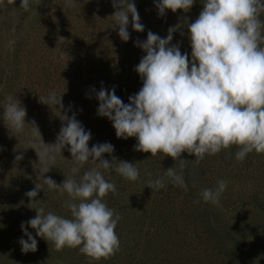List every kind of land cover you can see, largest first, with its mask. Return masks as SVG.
Here are the masks:
<instances>
[{
  "label": "clouds",
  "instance_id": "9594fccd",
  "mask_svg": "<svg viewBox=\"0 0 264 264\" xmlns=\"http://www.w3.org/2000/svg\"><path fill=\"white\" fill-rule=\"evenodd\" d=\"M40 0H36L39 4ZM15 0H7L13 5ZM194 0H158V14L166 10L187 12ZM5 0H0L3 7ZM75 6V0H65L64 8ZM32 0H21L20 8L26 13L31 10ZM116 10L112 17L113 26H118V36L128 41L129 14L132 29L144 30L135 4L129 0H113ZM264 0H204L203 10L198 18L188 24L191 44V59L181 54L178 45L168 46L173 33L181 25L168 29L161 38L151 31L143 42H136L146 55L134 69L143 81L138 93L129 97L125 104L111 91L101 88L96 94L99 101L97 114L112 122L117 138L135 137L134 150L171 157L177 167H169L162 176L149 180L147 187L158 191L171 183L187 191L183 172L190 162L181 159L182 153L194 155L192 163L199 164L205 154L215 155L221 150L237 146L235 159L242 162L247 154L255 151L264 153ZM48 106L63 108L61 95L55 92L39 97ZM26 109L21 102L9 95L3 107V120L11 133L26 134ZM66 123L60 128L54 144L42 141L37 127L31 129L28 146L35 150L38 163L33 167L39 174L48 173L61 157L67 145L71 154L70 175L57 185L50 177L44 178V185L50 190L67 194L64 202L71 218L53 212L45 213L44 207L36 210V216L21 224L27 240L20 239L22 252H35L37 240L25 230V223L35 229L36 235L52 242L55 250L65 247L79 248L86 256L99 260L114 255L120 247L115 228L120 219L114 210L104 202L109 193L116 192L114 183L105 179V173L114 170L127 181L139 178V169L127 161L116 162L103 159L104 154L114 151L110 143L95 144L91 148L90 131L72 117L60 115ZM62 158V157H61ZM91 158V159H90ZM17 161L22 155L15 157ZM98 161V163H97ZM116 162L113 164V162ZM92 167L76 175L85 164ZM179 169V170H177ZM227 187L224 180L217 181L213 190L201 192L205 203L219 204ZM43 190L35 187L25 195L32 200ZM198 202V201H197ZM32 202L30 204H34ZM29 204V205H30Z\"/></svg>",
  "mask_w": 264,
  "mask_h": 264
},
{
  "label": "trees",
  "instance_id": "16d2710c",
  "mask_svg": "<svg viewBox=\"0 0 264 264\" xmlns=\"http://www.w3.org/2000/svg\"><path fill=\"white\" fill-rule=\"evenodd\" d=\"M129 2L135 4L144 30L136 32L132 29L129 14L127 26L129 39L126 42L118 36V26L112 25L114 21L111 16L118 10L113 7V0H75V6L70 9L64 8L65 0H40L39 4H36V0H32L31 10L27 13L20 8L21 0H15L13 5H8L5 0L4 6L0 7V51L3 49V44H8L10 48L9 53H7L8 48L4 49L2 59L0 58L2 61L0 67V235L3 239L11 236L8 241L12 244L11 247L17 248L20 239L27 240L21 224L34 218L36 211L27 214L26 211L19 209L18 203L28 198L25 193L32 190L35 184L43 186V190H39L33 199H39L45 213L53 212L65 217L61 211L55 210V206L64 203L68 199L67 194L61 195L57 190L48 189L43 179L50 177L57 185H60L66 177V171L60 167L61 163H57L55 169L51 168L41 177L39 169L34 168L32 164L38 163V158L34 156L36 160L34 158L29 160L30 148L25 149L28 141L31 140L32 127L40 128L44 120L51 121L50 107L40 102L39 97H46L52 92H55L57 97L61 95L66 111L72 115L75 114L76 120L81 123L85 131H90L89 148L105 142L113 145L112 154H104L103 159L111 161L112 157H115L117 163L127 161L135 164L139 169V177L146 172L142 168L145 167L155 173V179L162 176L169 167H177V162L162 153L151 157L150 153L134 150V145L137 144L135 137L117 138L112 122L97 114L99 101L96 94L101 88L109 91L115 88V95L127 104L129 97L138 93L143 86V81L134 69L146 53L136 46V42L145 41L149 31L165 38L170 27L181 25L173 33V39L168 46L178 45L181 54H187L191 59L187 25L198 18L203 10L204 0H194L187 12L180 9L176 12L166 10L163 16L158 14L156 7L158 0H129ZM260 18L264 20V14ZM12 66L14 77L10 74ZM7 78L12 84V90L8 93L4 91ZM9 95L18 99L21 106L26 109L25 123L28 125L25 126V133L27 135L11 133L3 120V107ZM236 151L238 147L232 146L217 154L234 163L237 161ZM18 155H22L19 161L15 159ZM206 157L204 156L205 162L201 167L200 164L191 162L195 160L194 155L186 152L181 154V159L190 161L183 172L187 191L171 183H166L164 188L155 191V199L160 196L166 200L167 206H164L167 212L160 213L155 210V218L152 219L155 222L161 221L163 225L166 223L169 228L179 230L177 221L185 224L197 222L203 216L209 217L202 222L206 224L202 227L204 230L201 233V242L198 248H195L199 261L223 262V258L217 257L226 252L234 256L230 261L227 259L224 264H264V197L261 196L262 193L252 191L242 195L243 192L236 190V185L230 180L232 170H227L224 177H220V174H212L213 178L207 187L214 190L218 180L227 182L219 204L205 203L200 193L201 188L196 190L192 183L195 179H200L199 175L209 171ZM116 162L114 161L113 164ZM88 164H85L81 170L85 171ZM112 173L115 171L113 170ZM115 174L114 178L111 174L106 175L109 176L108 181L115 184L116 192L132 186L122 185L123 181L127 180ZM245 184L249 185L248 187L251 186ZM11 185L12 187L9 188ZM199 193L200 199L196 202L193 198ZM56 194L59 196L53 199ZM241 196H243L241 199H237ZM123 199L132 200L130 196ZM121 201L122 196L112 204L108 196L104 198L108 207L120 217L115 228L118 237L120 233L123 235L130 233L132 241H135L142 232L147 240L155 241L156 229L159 227L154 228L151 223L152 227L144 225L143 217L133 222L136 230L131 229L128 232L122 227L127 217L124 216L122 207L119 210L117 208L116 204ZM200 205L203 210L205 209V214L196 216L195 209L197 210ZM223 208L231 212L233 220L229 223L222 222L220 209ZM151 216L152 214H149V217ZM69 218H71L70 212ZM25 230L37 240V245L42 247L45 239L37 236L35 229L26 223ZM176 234L180 233L176 232ZM209 237H214L216 243L205 246V239ZM3 239H0V243ZM6 247L7 243L0 251V264H19L21 260L15 262V259H11L14 257H8ZM175 248L176 245L173 243L171 251L168 250L171 255H174ZM159 251L164 254L166 245ZM117 252L129 254L128 248L121 242ZM146 253L154 255L155 259L158 258V254ZM115 254L110 258L113 259ZM80 258L84 262L93 259L83 253ZM132 258L129 262L133 264V255ZM45 261L42 264H45Z\"/></svg>",
  "mask_w": 264,
  "mask_h": 264
},
{
  "label": "rangeland",
  "instance_id": "374dc122",
  "mask_svg": "<svg viewBox=\"0 0 264 264\" xmlns=\"http://www.w3.org/2000/svg\"><path fill=\"white\" fill-rule=\"evenodd\" d=\"M6 48H8V44H3V49L0 51L1 59H2V53ZM7 51H8L7 53H9L10 48H8ZM1 66H2V61L0 60V67ZM10 74L12 77H14L13 66L11 67ZM8 79L9 78L6 79L7 82L4 86V91L6 93L12 90V84L10 80L8 81ZM49 107H50L49 111L51 114V121L44 120V123L38 129L40 131L42 141L46 144L51 145L55 143L60 128L66 123L65 121H62L60 119V115L66 114L68 117H72L73 115L68 113L64 108V106L63 108H60L59 105L53 107L50 105L48 106V108ZM31 140H35V142L38 143V138H33L31 136ZM68 148L69 146L66 145L64 149H62L60 154L62 158L59 155H57L56 161L54 165H52L51 167L52 169H55V165L57 163H61L60 167H62V169L65 170L67 173V174L65 173L66 174L65 178H67L71 174L70 169L72 167V162L70 161L72 157ZM30 151L31 153L28 155L29 156L28 159L32 160L34 158V160H36L35 157L36 158L38 157L36 155L35 150L30 148ZM205 156H207L206 158H208V160L206 161V165L209 168L210 172L207 171L203 173L201 176L199 175L198 177L200 179H195L194 182L192 183V186H194L196 190L201 188L200 193L208 187L209 181L213 178L211 177L213 176L212 174H220L221 175L220 177H224V174L226 173L227 170H232V173L230 175V180L236 185L235 187L236 190L238 191L241 190L243 192L242 195L255 191L256 193H262L261 196L264 197V172H263L264 153L257 154L255 151H253L247 155L248 156L247 159H244L242 162L236 161L234 163L230 162L227 159H223V157L220 154H215V155L205 154ZM204 162L205 159H202L199 162L201 167L203 166ZM92 167H95V165L89 162L86 170ZM142 168H144L146 172L142 173L137 181H123L122 185L125 186L132 185L130 188H126L123 191H119L114 194L109 193L108 199L112 204L113 201L118 200L119 197L122 196V201L119 204L116 203L115 204L117 205L118 210L121 209L122 207L124 211L123 214L125 217H127L124 220L122 227L128 232L131 229L136 230V228H134L133 222L137 221L139 217H143L145 219L143 223L144 225L151 226L150 225L151 223L154 228L159 227V229H156L155 241L147 240L142 232L136 238L135 241H132L130 233L125 235L120 233L121 235L119 237V241L123 246L128 248L129 254L127 252H123L122 254L121 252L120 254L117 252L113 259H111L110 257L106 259L101 258L97 262L94 259H90L88 260V262L90 264H132V262H129L130 260L133 259L132 255L134 256L133 264H200V263L224 264L225 262H227L226 261L227 259L228 261H230L234 255H229L226 252H224L223 255L217 257L219 259L223 258L224 259L223 262H211L210 260L199 261V258L197 257L198 253L195 251V248H198V245L201 242V233H203L204 230L202 227H204V224H206L202 222L206 219H209V217L205 218L203 216L200 217V219L197 220V222H187L185 224L177 221L178 223L177 226L179 230L169 228L166 223L163 225L161 221L155 222V220L152 219L155 218V210H157L160 213L167 212V209L164 206V205L167 206V204H166V200L164 198H160V196H157L155 199V190H152L149 187H147V182L150 179L155 180V173L152 170L147 169L145 167ZM83 172L84 171L81 170V172L78 173V175H76V178L79 179L80 175H82ZM106 174L107 173H105V179L108 180L109 176ZM111 176L114 178L116 177V174L111 173ZM245 183L250 184L251 186L248 187L249 185L247 186ZM244 185L246 187H243ZM11 187L12 185L9 188ZM243 188H245V190ZM200 193L193 198L196 202L200 199L199 198ZM57 196H59V194H56L53 197V199H55ZM127 196H130L132 200L125 201L123 197H127ZM242 197L243 196L237 199H241ZM9 198H14V197L9 196ZM36 199L30 200L29 198H27L24 201L19 202L18 203L19 209L26 211L27 214H32L33 211H36L35 209L41 207L39 199L38 198ZM133 199H135V201H133ZM32 202L35 203L30 204ZM63 205L64 203L57 204L55 206V210L61 211V214H63L65 218H69V211ZM220 210L222 211L221 212V218L223 220L222 222L229 223L233 220V217L229 209L223 208ZM195 211H196V216L205 214V209L203 210L201 205L198 207L197 210L195 209ZM214 212L215 211H213V213ZM149 214L150 215L152 214V216L149 217ZM188 221H190V219ZM256 226L263 228L260 225H256ZM176 232L180 234H176ZM175 237H180V238L176 239ZM10 238L11 236H7L5 239H3V236L0 235V239H3L2 242L0 243V251L3 248V245L7 243V247L5 248V250L8 248L7 249L9 254L8 257H14L11 259H15L16 260L15 262L21 260L19 264H42L45 260H46L45 264H88V262H84V260L80 258L81 252L79 251V248L65 247L61 251H57L55 250L52 242H48L45 240L42 244V247H39L37 245V250L35 252L25 253L22 252L20 244L17 246V248L11 247L12 244L8 242ZM173 243L176 245V248L173 250L174 255H171L170 251L172 249ZM205 243H206L205 246L208 245L209 243L214 244L216 243V240L214 239V237H209L208 239H205ZM165 245H166V252L164 254H161L159 250H161ZM146 252L158 254V258L155 259L154 255Z\"/></svg>",
  "mask_w": 264,
  "mask_h": 264
}]
</instances>
